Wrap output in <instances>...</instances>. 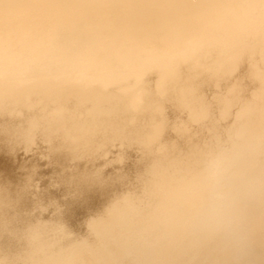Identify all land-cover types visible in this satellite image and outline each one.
Here are the masks:
<instances>
[{"label": "clouds", "instance_id": "obj_1", "mask_svg": "<svg viewBox=\"0 0 264 264\" xmlns=\"http://www.w3.org/2000/svg\"><path fill=\"white\" fill-rule=\"evenodd\" d=\"M0 264H264V0H0Z\"/></svg>", "mask_w": 264, "mask_h": 264}, {"label": "bare ground", "instance_id": "obj_2", "mask_svg": "<svg viewBox=\"0 0 264 264\" xmlns=\"http://www.w3.org/2000/svg\"><path fill=\"white\" fill-rule=\"evenodd\" d=\"M97 201H95V200H93V201H91L90 203H85L84 205H83V207L80 209V211H87L90 207H92L93 206V204H95Z\"/></svg>", "mask_w": 264, "mask_h": 264}]
</instances>
